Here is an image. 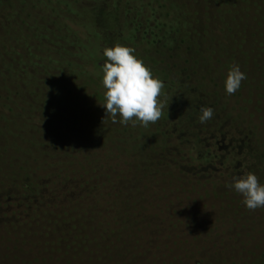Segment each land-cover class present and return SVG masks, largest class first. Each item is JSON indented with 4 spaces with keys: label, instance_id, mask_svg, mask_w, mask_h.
<instances>
[{
    "label": "trees",
    "instance_id": "1",
    "mask_svg": "<svg viewBox=\"0 0 264 264\" xmlns=\"http://www.w3.org/2000/svg\"><path fill=\"white\" fill-rule=\"evenodd\" d=\"M53 1L62 10L63 19L61 16L46 21L45 34L40 36L39 43L27 50L28 59L14 58L11 61L5 58L9 76L0 70L3 76L0 78V133L12 132L11 129L16 128L37 140L34 147L26 148L28 151L23 154L21 151L24 149L3 146L0 138V176L20 173L35 176L51 166L63 176L82 180L81 183L90 191L53 204L51 215L68 223L75 236L94 250L117 252L125 258V261L112 260L93 251V256L88 257L92 260L89 264H149L153 256H158L154 252L155 246L163 249V245L168 246L166 243L174 240L166 226V214L149 207L150 204L156 208L158 203L143 200L133 203L138 214L135 223L145 227L150 235L137 239L134 244L107 243L96 236L91 237L85 227L77 225L62 208L76 198L86 199L100 194L104 189L101 185H106V182L96 179L105 174L115 158L122 160L123 156L139 163L130 169L132 172H128L129 183L116 181L118 189L125 195L133 197L137 193L147 198L146 190L149 188L143 177H148L155 168L170 169L180 176L179 180L188 179L204 186L208 197L210 193L218 195L233 190L228 187L232 184L228 181L229 167L236 166L239 159L254 148L256 150L251 154L255 152L264 156V112L258 107L256 111L261 115L256 121H248L227 107L221 91L220 74L209 49L223 48L229 59L245 74L261 70L264 64V0ZM20 2L25 0H0V7L7 8ZM248 19L254 25L247 28ZM115 45L133 49L134 56L163 83L157 98L162 114L159 120L147 127L138 121L129 124L126 133L117 137L128 144V147L117 146L119 153L113 151L115 146L102 151L98 149V155L92 158L95 159L94 181V176L85 174L75 165L72 154L65 153L66 139L51 137H54L52 131L66 134L65 129L70 127L90 132L89 125L85 124L86 110L100 111L114 122L119 118L106 114L101 106L105 102L102 66L106 57L103 50ZM38 50L45 52L40 61L34 60L40 55ZM17 63L21 65L17 67ZM76 74H82V84L64 89L62 80L74 78ZM242 84L243 81L241 87ZM241 87L240 98L245 103L254 102L253 86ZM202 107L213 110V117L205 123L198 119ZM226 119L230 121L229 125ZM55 120L60 124L55 125ZM230 129L234 131L230 133ZM236 131H247L250 134L248 142L237 139ZM104 139V143L110 142L106 137ZM103 142L100 148H103ZM79 148L86 146L82 144ZM263 177L264 172L258 182ZM110 188L114 189L113 186ZM153 191L156 193L157 190ZM148 193L153 198L151 191ZM199 197L204 199L203 195ZM192 201L200 203L201 200L192 198ZM175 206L176 203L169 200L165 209L173 212ZM226 212L231 223L237 221L246 229L250 225L255 228L259 225L257 220L264 219L259 218L264 216V212L248 208ZM242 214L247 215L246 220L240 218ZM174 227L177 229L176 224ZM155 229L158 233L165 232L166 236H157ZM188 230L193 236L184 238H194L200 246L188 252L172 249L173 258L165 257L154 264H195V261H200L197 264H228L232 257L225 244L228 240L223 235L224 249L220 250L217 243L211 242L213 232L197 233L189 227ZM10 240V229L4 226L0 232V264H18L8 254L3 256V248ZM132 258L137 259L133 261ZM22 264L41 263L36 258L23 256Z\"/></svg>",
    "mask_w": 264,
    "mask_h": 264
},
{
    "label": "rangeland",
    "instance_id": "2",
    "mask_svg": "<svg viewBox=\"0 0 264 264\" xmlns=\"http://www.w3.org/2000/svg\"><path fill=\"white\" fill-rule=\"evenodd\" d=\"M59 9L53 0H25V2L12 4L7 8L0 7L1 71L9 76V65L6 57L11 61H14V58L22 61L28 59L27 50L30 46L39 43L40 36L45 34L44 25L46 21L58 19L61 16L63 19L64 14ZM247 24V28L254 25L250 19L247 20ZM38 51L40 55L34 60L40 61L45 52L43 50ZM20 54H22V58H20ZM209 54L215 59V66L220 74L224 103L234 113L239 114L236 116L244 117L248 121H256L261 115L260 111H256L257 108L260 107L264 112V64L261 70L246 73V79L243 80L241 89L245 85L253 86L256 100L252 103H245L240 98V89L235 94L229 95L224 88L228 71L233 66L238 65L229 59V55L220 46L214 50L210 48ZM19 65L21 64H16L17 67ZM2 77L0 75V78ZM82 82V74H76L74 78L69 77L62 80V86L67 89L73 84L79 85ZM85 119V124L89 125L90 132L87 130L81 132L82 129L80 128L70 127L65 129L66 134L62 132L56 134L52 131L54 137L51 138L63 140L65 138L67 142L65 153L67 155L72 154L75 165L85 174L94 176L93 180L95 181V159L92 158L98 155V149L102 151L115 146L113 151L119 153L117 146L128 147L125 141L117 137L123 136L126 133V127L132 122L124 125L119 122V118L114 122L100 111L91 112L89 110H86ZM225 121L230 124L228 119ZM53 123L55 125L60 124L59 120H55ZM226 123L225 125H227ZM11 130L12 132L7 130L6 133H0L2 145H7L8 149L11 147H16L17 150L24 149L21 153L25 154L28 151L26 148L34 147L36 144L37 140L25 136L24 131L16 128ZM231 131L234 130L230 129L229 132L231 133ZM248 135L250 134L247 131L242 133L236 131L235 137L243 140L244 143L249 139ZM105 137L110 142L104 143ZM49 140L51 139L49 138ZM102 142L103 148H100ZM82 144L86 148H79ZM245 147L249 146L246 145ZM3 150L2 153H4ZM254 150L247 151V155H243L236 166L231 165L229 167L231 170L229 182L233 183L235 178L248 173L255 174L258 179L262 176L264 156L255 152L251 154ZM110 164L104 172L105 174L99 175L96 179L98 182H106V185H101L104 189L100 194L96 197L95 195L87 196L86 199L76 198L62 208L77 225L84 226L91 237L96 236L107 243L113 241L117 244H127L128 242L134 244L137 239L149 237L146 228L134 221L138 214L135 213L133 203H139L143 200L147 203L159 204L156 205V208H152L150 204L149 207L153 211L166 214L168 232H171L174 237V240L166 243L168 246L163 245V249L154 247V252L158 256H153L149 264L160 262L165 257L173 258L172 249L177 252H188L200 246L194 238L191 240L184 238L193 236L188 227L197 233L208 234L213 232L211 242L212 244L217 243L220 250L224 249L222 247L223 240L221 241L223 235L228 240L225 244H227V250L232 257L228 264H264V219L256 218L259 225L255 228L250 225L247 229L237 224V221L231 223L226 211L247 209L243 203V197L234 190L223 191L218 195L210 193L208 197L205 196L204 186L196 182H189L188 179L179 180L180 176L170 169L155 168L148 176L149 178L143 177L145 185L149 188L146 190L147 198H142L137 193L132 197V195L123 194L118 189L119 183L116 181L129 183L128 172H132L130 169L137 167L139 163L133 162L128 156H123L122 160L115 158ZM261 179L259 183L264 185V177ZM81 182L82 180L63 176L56 167L51 166L45 168L43 173L35 174V176L28 173L0 176V232L4 226H7L11 236L6 247H2L3 256L8 254L9 258L18 264L23 263V256L36 258L40 260L41 264H89L92 260H88V257L91 258L92 252L96 251L106 258L125 261V258H121L117 252L106 250L103 252L97 248L94 250L75 236L68 223L51 215L50 210L53 204L73 199L78 193L90 191L88 186ZM110 186H113L114 189ZM153 189L157 190L156 193ZM149 191H151L153 198L149 195ZM202 195L204 199L199 197ZM192 198L201 201L195 203ZM169 200L176 203L173 212L171 209H165ZM180 202L184 204H180ZM253 211L264 212V207ZM246 217L247 215L242 214L240 218L246 220ZM259 218H264V216ZM174 224H176L177 229ZM260 228L263 230L261 231ZM155 230L157 236L165 235V232L158 233V230ZM173 230L176 232L174 233ZM179 254L183 255V253ZM179 254L178 259L181 258ZM136 259L132 258L133 261ZM194 263L197 264L200 261Z\"/></svg>",
    "mask_w": 264,
    "mask_h": 264
},
{
    "label": "clouds",
    "instance_id": "3",
    "mask_svg": "<svg viewBox=\"0 0 264 264\" xmlns=\"http://www.w3.org/2000/svg\"><path fill=\"white\" fill-rule=\"evenodd\" d=\"M133 51L121 45L103 50L106 57L102 66L105 102L101 106L106 114L114 118L119 116L121 124L138 121L147 127L161 117V105L157 98L163 83L152 75L143 61L134 56ZM245 79L246 74L239 66L230 68L224 81L226 93L235 94ZM200 112L198 119L201 123L213 117L210 107H202ZM228 187L243 197V203L249 210L264 207V185L258 182L255 174L248 173L235 178Z\"/></svg>",
    "mask_w": 264,
    "mask_h": 264
}]
</instances>
